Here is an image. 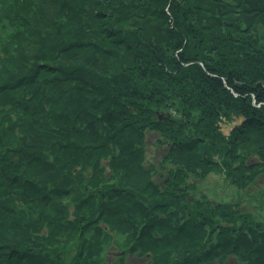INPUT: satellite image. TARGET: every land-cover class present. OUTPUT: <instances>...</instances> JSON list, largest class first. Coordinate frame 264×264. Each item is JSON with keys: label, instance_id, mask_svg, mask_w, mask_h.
Instances as JSON below:
<instances>
[{"label": "trees", "instance_id": "obj_1", "mask_svg": "<svg viewBox=\"0 0 264 264\" xmlns=\"http://www.w3.org/2000/svg\"><path fill=\"white\" fill-rule=\"evenodd\" d=\"M208 171L264 175V0H0V264H101L107 231L148 264H264L239 203L186 202Z\"/></svg>", "mask_w": 264, "mask_h": 264}, {"label": "rangeland", "instance_id": "obj_2", "mask_svg": "<svg viewBox=\"0 0 264 264\" xmlns=\"http://www.w3.org/2000/svg\"><path fill=\"white\" fill-rule=\"evenodd\" d=\"M157 114L159 116V113ZM173 114H175V112ZM240 118L241 117L239 116L237 118H234L233 121L230 122L222 121V123L220 124L221 131L225 129L227 132L226 134H228V132L231 130L230 127L242 122ZM156 137L157 134L152 132H146L145 134V143L147 148L145 152L146 158L144 166H151L155 169L153 179L156 180L158 184H161L163 178L165 177L166 171L172 166L168 162H166L167 164L164 165L166 168L157 166V162L164 157V148H159L154 145V140L156 139ZM214 159L216 160L217 157H214ZM119 177L120 176L118 175V173H116L113 178L119 179ZM187 177L191 179L190 183H193L194 185L192 188L193 190H190L187 193V196L185 198L186 202L190 203L199 201L205 203L203 201H206L210 204L215 205L239 203V207L237 210H239L240 213L248 214L254 222L258 223L259 226L264 227V175L260 176L253 185L243 189H237L234 185L230 184L228 179H226L225 176L218 171H208V173H206V176L202 178H192L188 174ZM188 205L190 206V204ZM102 229L104 232H106L104 224H102ZM107 233H109L107 235L111 237V242L114 243L116 239L118 246L120 247L119 249L114 248L113 246L115 244H108V246L106 244L102 245V250H100V252L102 253H100L99 255V257L101 256V264H148L151 262H147V260L145 262V256L138 255V259L135 257V255L130 254L125 248V245H123L127 242L126 238H123L124 235H115L114 232L110 231H107ZM137 252H135L136 255L138 254ZM117 253H119L120 255H118ZM120 257L122 259H120ZM202 264L220 263H218L217 261H211L207 263L203 262ZM221 264H236V259L233 256L227 257L226 260Z\"/></svg>", "mask_w": 264, "mask_h": 264}, {"label": "water", "instance_id": "obj_3", "mask_svg": "<svg viewBox=\"0 0 264 264\" xmlns=\"http://www.w3.org/2000/svg\"><path fill=\"white\" fill-rule=\"evenodd\" d=\"M242 118V117H241ZM240 118V120L242 121V119ZM240 121V122H241ZM240 124V123H239ZM239 124H236V125H233L232 127H230V129H232L234 126H237V125H239ZM229 128V127H228ZM222 133L223 134H226L227 132H226V130L224 129L223 131H222ZM118 255H120L119 253H117Z\"/></svg>", "mask_w": 264, "mask_h": 264}, {"label": "bare ground", "instance_id": "obj_4", "mask_svg": "<svg viewBox=\"0 0 264 264\" xmlns=\"http://www.w3.org/2000/svg\"><path fill=\"white\" fill-rule=\"evenodd\" d=\"M231 130H232V129H231ZM231 130H230V131H231ZM155 141H156V139L154 140V142H155ZM159 148H164V147H159ZM258 178H259V177H258ZM229 257H232V256H229ZM220 264H221V263H220Z\"/></svg>", "mask_w": 264, "mask_h": 264}]
</instances>
